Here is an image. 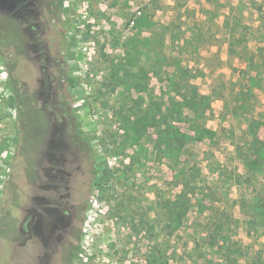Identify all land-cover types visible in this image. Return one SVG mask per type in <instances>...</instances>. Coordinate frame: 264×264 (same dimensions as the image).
I'll use <instances>...</instances> for the list:
<instances>
[{"label": "rangeland", "instance_id": "rangeland-1", "mask_svg": "<svg viewBox=\"0 0 264 264\" xmlns=\"http://www.w3.org/2000/svg\"><path fill=\"white\" fill-rule=\"evenodd\" d=\"M46 64L95 164L70 264H264V0H0V264Z\"/></svg>", "mask_w": 264, "mask_h": 264}, {"label": "flooded vegetation", "instance_id": "flooded-vegetation-1", "mask_svg": "<svg viewBox=\"0 0 264 264\" xmlns=\"http://www.w3.org/2000/svg\"><path fill=\"white\" fill-rule=\"evenodd\" d=\"M48 67L42 65L48 80L40 108L48 120V127L41 132L42 156L30 164L23 200L14 199L18 211L8 210L7 244L17 257L8 258L7 264H70L88 205L86 194L95 164L90 154H85L89 151L84 141L57 124L66 115L55 110L51 100ZM30 248L32 254L24 257L22 251Z\"/></svg>", "mask_w": 264, "mask_h": 264}, {"label": "trees", "instance_id": "trees-1", "mask_svg": "<svg viewBox=\"0 0 264 264\" xmlns=\"http://www.w3.org/2000/svg\"><path fill=\"white\" fill-rule=\"evenodd\" d=\"M204 98H206L205 95H197L196 97H190L187 95H183L182 96V106L184 107H189L191 109H196V111H200V105H203L201 111H203V109L205 107H207V103H204ZM180 107V105H177V109ZM206 109V108H205ZM204 109V111H205ZM172 130L174 131V128L172 127ZM174 136H177L176 134Z\"/></svg>", "mask_w": 264, "mask_h": 264}]
</instances>
